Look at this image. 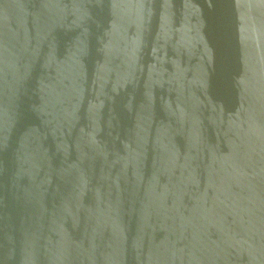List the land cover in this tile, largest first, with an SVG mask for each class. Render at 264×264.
I'll list each match as a JSON object with an SVG mask.
<instances>
[{"label": "water", "instance_id": "water-1", "mask_svg": "<svg viewBox=\"0 0 264 264\" xmlns=\"http://www.w3.org/2000/svg\"><path fill=\"white\" fill-rule=\"evenodd\" d=\"M0 264H264V0H0Z\"/></svg>", "mask_w": 264, "mask_h": 264}]
</instances>
